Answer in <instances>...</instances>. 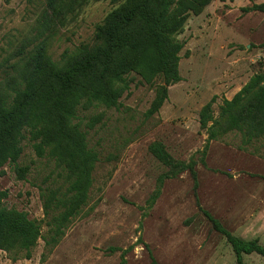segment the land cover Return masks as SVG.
Returning a JSON list of instances; mask_svg holds the SVG:
<instances>
[{
  "label": "rangeland",
  "instance_id": "374dc122",
  "mask_svg": "<svg viewBox=\"0 0 264 264\" xmlns=\"http://www.w3.org/2000/svg\"><path fill=\"white\" fill-rule=\"evenodd\" d=\"M118 4V3H117ZM117 4L88 0L63 24L47 32L48 54L59 61L64 51L90 44L94 28ZM264 0H213L199 15H190L177 36L181 81L168 87V99L147 118L154 89L135 78L118 108L94 107L80 111L83 125L102 115L88 130V144L99 155L89 199L74 217L60 241L46 247L39 239L29 259L12 261L0 250V264H150L138 238L149 245L158 264H236L225 239L215 232L202 210L235 236L258 238L264 246V140L245 142L231 132L210 142L199 128L200 109L212 97L217 117L223 99H231L254 74L264 70V14L246 11ZM44 0H0V79L20 57L43 37L36 32ZM87 130V129H86ZM162 143L177 161H198L196 186L188 172L166 180L152 208L146 201L165 168L149 153ZM17 164L27 168L18 179L13 165L3 167L0 190L4 206L25 212L47 235L40 190L62 186L55 163L38 158L31 143L22 142ZM115 251L111 252V250ZM243 264H264L257 255Z\"/></svg>",
  "mask_w": 264,
  "mask_h": 264
},
{
  "label": "trees",
  "instance_id": "16d2710c",
  "mask_svg": "<svg viewBox=\"0 0 264 264\" xmlns=\"http://www.w3.org/2000/svg\"><path fill=\"white\" fill-rule=\"evenodd\" d=\"M87 1L44 0L36 29L43 39L27 50L23 48L11 71L0 79V174L4 166L13 165L17 178H25L27 168L17 162L23 152L22 142L27 139L35 155L53 161L63 178L62 186L40 190L46 236H42L41 224L25 212L6 208L3 201L7 193L0 190V250L12 261L29 259L39 239L46 247L55 246L89 199L99 155L89 146L87 135L101 122L102 115L83 125L80 111L118 108L138 78L154 89L145 117L157 114L168 99V87L181 81L179 53L184 44L177 36L188 17L201 14L213 0H109L118 4L95 26L92 42L66 50L59 61H54L48 54L47 32L63 24ZM246 11L264 14V4ZM215 101L214 96L198 114L199 128L207 136L201 165H205L210 142L231 132L240 133L245 142L264 140V70L250 77L231 99H223L217 117ZM148 151L165 168L146 201L148 208L158 200L166 180L188 172L196 186L198 161L194 158L177 161L160 142L151 143ZM202 213L225 239L236 264H243L244 256L264 258V246L258 238L235 236L207 211ZM136 245L147 251L150 264H158L141 238ZM133 248L121 252L119 264H126L125 255Z\"/></svg>",
  "mask_w": 264,
  "mask_h": 264
},
{
  "label": "crops",
  "instance_id": "0c3cea01",
  "mask_svg": "<svg viewBox=\"0 0 264 264\" xmlns=\"http://www.w3.org/2000/svg\"><path fill=\"white\" fill-rule=\"evenodd\" d=\"M229 100V99H228Z\"/></svg>",
  "mask_w": 264,
  "mask_h": 264
}]
</instances>
